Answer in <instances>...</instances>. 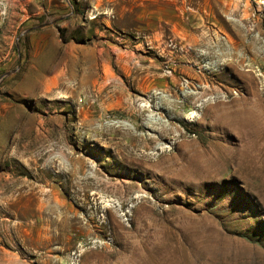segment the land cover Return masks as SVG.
<instances>
[{"label": "rangeland", "instance_id": "374dc122", "mask_svg": "<svg viewBox=\"0 0 264 264\" xmlns=\"http://www.w3.org/2000/svg\"><path fill=\"white\" fill-rule=\"evenodd\" d=\"M89 9L0 0V264H264V0Z\"/></svg>", "mask_w": 264, "mask_h": 264}, {"label": "crops", "instance_id": "0c3cea01", "mask_svg": "<svg viewBox=\"0 0 264 264\" xmlns=\"http://www.w3.org/2000/svg\"><path fill=\"white\" fill-rule=\"evenodd\" d=\"M81 0H76V3H79ZM89 3V12L92 13L89 16V22L92 19H95L98 15H104L106 11L116 10L118 11L120 8H129L133 7L135 4V0H86ZM79 6L77 4V10ZM105 21V19H103ZM59 35L56 30L50 27H42L36 30H32L28 34V45H29V62L26 69L25 76L23 77V81H29L30 85H38L40 82L39 76L34 75L37 71H41L43 69V65L41 64V54L46 51H51L53 53V45L58 41ZM7 51L9 50L6 47ZM9 53V52H8ZM55 79L52 78L50 83L53 85ZM48 86V85H47ZM49 88V86L47 87Z\"/></svg>", "mask_w": 264, "mask_h": 264}, {"label": "bare ground", "instance_id": "6f19581e", "mask_svg": "<svg viewBox=\"0 0 264 264\" xmlns=\"http://www.w3.org/2000/svg\"><path fill=\"white\" fill-rule=\"evenodd\" d=\"M225 29V28H224ZM222 31L223 32H225L223 29H222ZM226 31H228V30H226ZM226 33V32H225ZM202 36V35H201ZM226 38L228 39V42H229V44H230V41H232L230 38V34H228V32L226 33ZM232 36V35H231ZM233 37V36H232ZM184 39H187V38H184ZM194 39V38H193ZM206 39V37L205 38H203L202 37V42L204 41V40ZM200 39H194V43H198V41H199ZM207 40V39H206ZM209 40V39H208ZM200 42V41H199ZM209 42V41H208ZM192 43V42H191ZM193 43V44H194ZM205 44V43H204ZM225 44V43H224ZM233 44V43H232ZM205 45H207V44H205ZM208 45H209V43H208ZM204 47V46H203ZM201 49H202V47H201ZM226 50V53H228V52H230V50L229 49H225ZM235 52V51H234ZM210 53V52H209ZM215 54V53H214ZM225 54V53H224ZM213 108V107H212ZM211 109V108H210ZM209 108H208V110H210ZM217 109V108H216ZM215 109V110H216ZM243 122H245V124L246 125H249V126H253V125H255L253 122H252V119H248V118H246ZM195 160V159H194ZM191 164H194L195 165V163H193V162H191ZM199 165V164H198ZM197 165V166H198ZM190 167H191V165H190ZM186 170V169H185ZM145 203V202H144ZM140 205V204H139ZM143 205V204H142ZM113 208V207H112ZM140 208V207H139ZM139 208L137 207V205L136 206H133V209H132V211L133 212H138L139 211ZM141 209V208H140ZM154 209V208H153ZM114 210H115V208H114ZM131 210V209H130ZM142 211H140L141 212V215L142 216H147V217H150V216H153V215H155L154 214V212H152V209L151 208H149V207H146V206H142V209H141ZM131 212V211H130ZM139 212V213H140ZM114 213V212H113ZM117 212H115V214H116ZM114 214V215H115ZM118 216V215H117ZM156 216V218L158 217V218H160L161 219V217H159L158 215H155ZM145 218V217H144ZM152 218H154V217H152ZM147 219V218H146ZM117 220H118V218H117ZM127 220V219H126ZM152 220V219H151ZM154 220V219H153ZM156 221V220H155ZM150 222V221H149ZM62 223V225H64V224H67L65 221H62L61 222ZM162 223V222H161ZM160 223V224H161ZM152 225H153V222H152ZM156 225H158L157 223H156ZM159 226V225H158ZM160 227V226H159ZM129 231V230H128ZM131 232V231H130ZM123 233H128V232H123ZM134 235V234H133ZM132 236V235H131ZM134 237V236H133ZM126 239V238H125ZM164 239V238H163ZM166 240V239H165ZM129 242V241H128ZM135 242V241H134ZM131 243H132V241H131ZM135 243H137V242H135ZM169 242H162V243H160L159 245H158V247H159V250L161 249V250H163V249H167L168 247H169V244H168ZM158 250V249H157ZM120 252V251H119ZM115 253V252H114ZM118 253V252H117ZM121 254V253H120ZM154 254V253H153ZM156 254V253H155ZM91 255V254H90ZM95 255V254H94ZM107 254H105V256H106ZM119 255V253L117 254V256ZM123 255V254H122ZM104 256V255H103ZM120 256V255H119ZM124 256V255H123ZM100 257V256H99ZM89 258V257H88ZM87 258V259H88ZM105 258V257H104ZM131 258V257H130ZM93 259V258H92ZM121 259V258H120ZM124 259V258H123ZM100 260H101V258H100ZM104 260V259H103ZM106 260V259H105ZM130 260V259H129ZM99 261V260H98ZM118 261V260H117ZM120 261H122V260H120ZM93 262V261H92ZM106 262V261H105ZM111 262V261H110ZM90 263V262H89ZM97 263V262H96ZM99 263V262H98ZM102 262H100V264H101ZM115 263H117V262H115ZM104 264V263H103ZM108 264H109V262H108Z\"/></svg>", "mask_w": 264, "mask_h": 264}, {"label": "trees", "instance_id": "16d2710c", "mask_svg": "<svg viewBox=\"0 0 264 264\" xmlns=\"http://www.w3.org/2000/svg\"><path fill=\"white\" fill-rule=\"evenodd\" d=\"M74 5H75V3H76V0H70Z\"/></svg>", "mask_w": 264, "mask_h": 264}, {"label": "water", "instance_id": "95a60500", "mask_svg": "<svg viewBox=\"0 0 264 264\" xmlns=\"http://www.w3.org/2000/svg\"><path fill=\"white\" fill-rule=\"evenodd\" d=\"M37 27H40V26H37ZM35 28V27H34ZM34 28H32V29H34ZM29 30H31V29H29Z\"/></svg>", "mask_w": 264, "mask_h": 264}]
</instances>
